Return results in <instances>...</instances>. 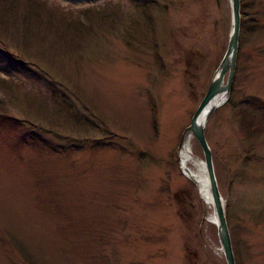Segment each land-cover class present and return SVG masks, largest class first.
I'll list each match as a JSON object with an SVG mask.
<instances>
[{"label": "rangeland", "instance_id": "rangeland-1", "mask_svg": "<svg viewBox=\"0 0 264 264\" xmlns=\"http://www.w3.org/2000/svg\"><path fill=\"white\" fill-rule=\"evenodd\" d=\"M45 1L0 0V264H31L10 235L35 264H227L179 155L204 161L231 0ZM241 16L205 134L236 263L264 264V0Z\"/></svg>", "mask_w": 264, "mask_h": 264}, {"label": "water", "instance_id": "water-1", "mask_svg": "<svg viewBox=\"0 0 264 264\" xmlns=\"http://www.w3.org/2000/svg\"><path fill=\"white\" fill-rule=\"evenodd\" d=\"M231 12L232 29L227 52L220 64L217 74L215 75L209 86L207 94L205 95L200 106L195 112L191 121V125L186 130V132L192 133V135L198 140V143L200 144L203 151L204 165L206 168V174L210 186V193L214 203V211L217 216L216 225L218 228V236L226 258V262L227 264H237L235 253L233 250L232 238L227 222L225 202L219 189L212 150L208 144L205 134L206 124L201 125L199 122L201 115L204 113L209 104L219 95L227 96L232 87L236 72V61L239 52V41L241 33V0H231ZM227 74L228 77L225 84V78ZM214 111V109L208 111L206 121Z\"/></svg>", "mask_w": 264, "mask_h": 264}, {"label": "bare ground", "instance_id": "bare-ground-1", "mask_svg": "<svg viewBox=\"0 0 264 264\" xmlns=\"http://www.w3.org/2000/svg\"><path fill=\"white\" fill-rule=\"evenodd\" d=\"M226 101L227 96H217L201 115L199 120L200 124H207L208 120L206 121V117L208 111L211 109L216 110L222 107L226 103ZM179 156L181 160V168L184 174L186 175V177H188L190 180H193L197 184L203 201L208 205L209 209L212 212L210 216V222L216 224L217 216L214 211V203L210 193V186L206 174L204 161L195 157L193 152V145L189 137L183 141Z\"/></svg>", "mask_w": 264, "mask_h": 264}, {"label": "trees", "instance_id": "trees-1", "mask_svg": "<svg viewBox=\"0 0 264 264\" xmlns=\"http://www.w3.org/2000/svg\"><path fill=\"white\" fill-rule=\"evenodd\" d=\"M34 1L33 0H28V3L34 4L36 6L41 4V3L42 4L44 3V5H45V3H47L45 0H43L42 2H40V0H34ZM23 137L24 136L21 135V138H23ZM10 237H11L12 244L15 245L18 248V250L21 252V255L24 257V259L26 261L30 262L31 264H35V262L33 261L34 259H32V255L30 254L28 249H24V245L21 244L18 240H16V238H14L13 235H10Z\"/></svg>", "mask_w": 264, "mask_h": 264}]
</instances>
